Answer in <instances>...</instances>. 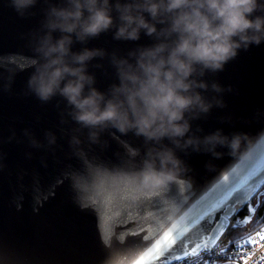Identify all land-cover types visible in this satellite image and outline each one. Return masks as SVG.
Returning a JSON list of instances; mask_svg holds the SVG:
<instances>
[{"label": "water", "instance_id": "95a60500", "mask_svg": "<svg viewBox=\"0 0 264 264\" xmlns=\"http://www.w3.org/2000/svg\"><path fill=\"white\" fill-rule=\"evenodd\" d=\"M59 3L37 0L21 17L10 0H0V264H135L139 253L133 242L145 235L141 226L150 237L169 225L181 235L187 229L194 232L189 221L243 193L225 220L232 224L237 208L264 193V43L241 50L223 71L206 74L209 85L216 82L225 91L209 89L203 95L223 100L226 107H213L191 122L190 135L202 138L219 129L230 138L237 135V146L217 147L219 158L203 149L177 150L187 168L164 186L144 191L135 179L151 147L143 137L109 127L93 141L89 130L68 115L66 101L57 96L42 103L28 87L45 13ZM155 42L143 32L138 41H116L108 31L86 45L74 44L72 50H106L108 56L88 66L95 87L106 92L119 83L111 54L127 57L129 51ZM163 143L172 147L167 140ZM230 186L232 191L226 193ZM247 212L232 229L246 228L256 213ZM97 213L104 220L99 227ZM108 213L115 227L102 239ZM109 237L115 239L106 242ZM201 250L207 249H195L188 256Z\"/></svg>", "mask_w": 264, "mask_h": 264}, {"label": "clouds", "instance_id": "9594fccd", "mask_svg": "<svg viewBox=\"0 0 264 264\" xmlns=\"http://www.w3.org/2000/svg\"><path fill=\"white\" fill-rule=\"evenodd\" d=\"M36 4L37 0H10L21 17ZM43 29L28 82L31 93L42 103L61 97L71 109L68 115L89 130L93 141L109 127L143 137L151 147L135 174L141 190L162 187L187 168L177 150L203 149L219 158L217 147L237 146V135L230 138L219 129L202 138L190 135L191 122L213 107H226L223 100L203 95L209 89L216 94L225 91L204 77L223 71L241 50L264 43V0H116L114 4L61 0L48 8ZM108 31L116 41H138L143 32L156 42L129 51L127 57L112 53L110 62L119 83L101 92L88 66L108 56L106 50L72 49Z\"/></svg>", "mask_w": 264, "mask_h": 264}, {"label": "snow or ice", "instance_id": "6c2138e0", "mask_svg": "<svg viewBox=\"0 0 264 264\" xmlns=\"http://www.w3.org/2000/svg\"><path fill=\"white\" fill-rule=\"evenodd\" d=\"M232 191L231 186L225 189V192ZM239 191V189H236ZM224 193L221 194L223 197ZM243 197L237 196L235 200L224 199L219 208L212 211L206 212L202 217H197L195 220L189 221L192 227L195 229H187L183 235L180 231H173L172 226L169 225L166 229H161L155 236H149L146 229L141 226L139 231H143L145 235L141 238V241H134V245L138 247L134 248V251L139 253V258L136 259L135 264H171V258L175 256L177 261L184 257V261L181 264H186V258L188 254L198 248H205L208 250V254L202 259V264H218V261L223 259L227 261L228 264H235V261L244 259L241 253L245 252L246 249L243 245L236 246L231 251L227 252L223 257H217L214 249L209 248L210 244H214L225 237L222 241L224 245H232L234 242L230 238L226 237V233L232 227L242 221L239 218L238 213L236 214V219L233 220L232 224L225 223V220L233 215V209L236 207L237 203ZM245 206L250 210V212L258 211V205H254L250 201H245ZM209 208H213L209 205ZM218 213V214H217ZM141 215H143V210H141ZM111 213L107 214V227L101 232V238L109 236V233L113 232L115 225L110 220ZM98 227L104 223L99 213H97ZM206 225V227H204ZM138 234V233H133ZM195 235L196 239L193 240ZM179 237V238H177ZM115 237H109L106 242H112ZM260 240H264V235L259 236ZM245 244L253 245L257 241L249 236ZM251 249H247L250 251ZM147 256L149 259L145 260L144 257ZM244 264H247V260L244 259Z\"/></svg>", "mask_w": 264, "mask_h": 264}, {"label": "built area", "instance_id": "2783aa9c", "mask_svg": "<svg viewBox=\"0 0 264 264\" xmlns=\"http://www.w3.org/2000/svg\"><path fill=\"white\" fill-rule=\"evenodd\" d=\"M227 234L228 232L225 234L226 237L230 238ZM260 235H264V226H261L258 229L246 233V235H242L238 238H230L231 241L234 242L232 245H224L222 241L225 237H222L221 240L214 243L211 248L215 250L217 257H223L227 252L231 251L236 246L243 245L246 251L241 253V255H243L244 259L247 260V264H264V240L259 239ZM249 236L253 237L257 243L253 245L245 244L244 242ZM249 248L251 250L247 251ZM207 254V250H201L196 256H187L186 264H202V259ZM184 259L185 258H181L180 261H171V264H181V261H184ZM244 259L237 260L235 263L244 264ZM218 264H228V262L221 259L218 261Z\"/></svg>", "mask_w": 264, "mask_h": 264}, {"label": "trees", "instance_id": "16d2710c", "mask_svg": "<svg viewBox=\"0 0 264 264\" xmlns=\"http://www.w3.org/2000/svg\"><path fill=\"white\" fill-rule=\"evenodd\" d=\"M262 190H264V187L262 188ZM252 199H253L252 203L254 205H258V211H256L253 219L247 224L246 228L245 227L233 228V229L230 228L228 230V234H227L230 238H233V239L238 238L242 235H246V233H249L255 229H258L261 226H264V193L260 194L259 197H257V198H256V196H254ZM237 213H238L240 219L245 218V216L248 214L247 207L245 206L242 208H237L236 214ZM234 219H236V215H235ZM253 222L257 224V227H255V228L250 227L251 223H253Z\"/></svg>", "mask_w": 264, "mask_h": 264}, {"label": "rangeland", "instance_id": "374dc122", "mask_svg": "<svg viewBox=\"0 0 264 264\" xmlns=\"http://www.w3.org/2000/svg\"><path fill=\"white\" fill-rule=\"evenodd\" d=\"M254 222H255V221H254ZM254 222H253V223H251V226H250L251 228H255V227H257V224H256V223H254Z\"/></svg>", "mask_w": 264, "mask_h": 264}]
</instances>
